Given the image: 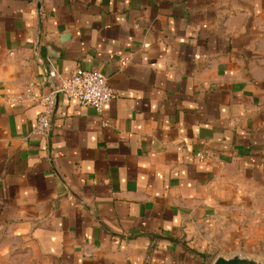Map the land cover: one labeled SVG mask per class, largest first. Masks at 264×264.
Here are the masks:
<instances>
[{
    "label": "crops",
    "instance_id": "0c3cea01",
    "mask_svg": "<svg viewBox=\"0 0 264 264\" xmlns=\"http://www.w3.org/2000/svg\"><path fill=\"white\" fill-rule=\"evenodd\" d=\"M49 69L116 98L59 96L33 136L42 106L19 98ZM255 242L264 0H0V264H264Z\"/></svg>",
    "mask_w": 264,
    "mask_h": 264
},
{
    "label": "built area",
    "instance_id": "2783aa9c",
    "mask_svg": "<svg viewBox=\"0 0 264 264\" xmlns=\"http://www.w3.org/2000/svg\"><path fill=\"white\" fill-rule=\"evenodd\" d=\"M48 93L42 97L33 96V85L26 88L25 93L19 101H33L42 106L34 128L33 136L43 137L50 127V116L52 115L56 101L59 96L68 100L76 101L82 108H91L100 114L104 106L116 98L115 93L108 87L106 78L94 71H83L75 69L69 76L61 77L54 69L47 72ZM180 151V148H177ZM194 159L199 162H208L214 159V154L204 149L193 154Z\"/></svg>",
    "mask_w": 264,
    "mask_h": 264
},
{
    "label": "water",
    "instance_id": "95a60500",
    "mask_svg": "<svg viewBox=\"0 0 264 264\" xmlns=\"http://www.w3.org/2000/svg\"><path fill=\"white\" fill-rule=\"evenodd\" d=\"M213 264H258V263H255L254 261H251L246 258L232 257V258L224 259L219 257L215 259Z\"/></svg>",
    "mask_w": 264,
    "mask_h": 264
},
{
    "label": "rangeland",
    "instance_id": "374dc122",
    "mask_svg": "<svg viewBox=\"0 0 264 264\" xmlns=\"http://www.w3.org/2000/svg\"><path fill=\"white\" fill-rule=\"evenodd\" d=\"M254 249V250H259L260 252H262L263 250H264V243H254V244H250L249 245V250L251 251V252H253L252 250Z\"/></svg>",
    "mask_w": 264,
    "mask_h": 264
}]
</instances>
